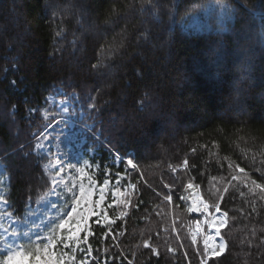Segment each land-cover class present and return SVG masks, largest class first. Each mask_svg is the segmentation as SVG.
<instances>
[{
    "label": "trees",
    "instance_id": "trees-1",
    "mask_svg": "<svg viewBox=\"0 0 264 264\" xmlns=\"http://www.w3.org/2000/svg\"><path fill=\"white\" fill-rule=\"evenodd\" d=\"M146 2L0 0L7 212L23 220L49 189L32 151L58 90L83 114L100 167L135 185L107 210L111 227L91 220L88 264H200L179 199L189 183L226 217L210 264H264V0ZM191 15L201 28H187Z\"/></svg>",
    "mask_w": 264,
    "mask_h": 264
},
{
    "label": "rangeland",
    "instance_id": "rangeland-1",
    "mask_svg": "<svg viewBox=\"0 0 264 264\" xmlns=\"http://www.w3.org/2000/svg\"><path fill=\"white\" fill-rule=\"evenodd\" d=\"M187 20V28L202 27L198 16L191 15ZM40 115L46 123V130L35 140L32 152L47 159L43 165V171L49 180V189L37 197L33 206L28 205V213L23 220H18L7 212L5 191L9 180L0 167V251H6L10 247L12 251L24 252L25 257L22 260L18 259V264H38L35 257L40 253H36L35 249L37 247L42 249V244L48 242L46 238L54 227L51 222L58 220L63 213L70 210L69 189L78 193L80 185H83L87 198L91 187L92 201L99 199L100 189H104L105 201L101 207L107 215V221L105 222L101 217L102 224L112 223L113 217L107 213V210L122 201L125 195L133 190L131 184H124L125 173H120L119 176L116 173L111 174L108 168H101L94 159L95 150L85 136L87 126L81 123L83 114L74 107V101L71 98L65 97L61 91H55L47 97L46 106L43 107ZM108 164L118 167L119 161L108 158ZM105 179L108 180L107 186L103 184ZM184 197L187 209L194 205L201 208L198 212L188 211L195 217L189 228V236L192 240L195 235L196 243L200 241L203 248L204 239L209 235L212 236V224L218 226L221 232L225 227L226 218L220 211L217 212L216 208L212 211L209 209L207 213L204 212L202 209L206 203L200 191L194 186L187 188ZM66 199L67 202H65ZM219 215L224 220L219 219ZM91 220L95 222V218L88 221V228H90ZM210 220L211 224L208 223ZM197 222H199V232H197ZM66 235V230H57L58 239ZM212 237L211 246L214 247L221 242L220 237L215 235ZM85 246L82 234L79 246L73 242L70 250L64 249L63 245H58L54 249L50 247L49 251L54 254V257L63 254L62 264H88ZM79 257L82 260H79ZM2 259L0 257V260ZM40 264H43V261H40Z\"/></svg>",
    "mask_w": 264,
    "mask_h": 264
},
{
    "label": "snow or ice",
    "instance_id": "snow-or-ice-1",
    "mask_svg": "<svg viewBox=\"0 0 264 264\" xmlns=\"http://www.w3.org/2000/svg\"><path fill=\"white\" fill-rule=\"evenodd\" d=\"M160 8V5L157 3V0H147L146 3L143 5V11L145 12H153L156 9ZM135 10V9H134ZM99 66L97 65L96 68ZM12 83V82H10ZM95 107V105H93ZM123 163V160L121 161ZM127 165L130 166L132 169H135L136 165L133 162L132 158H129L126 161ZM187 164V161L184 162ZM241 172L244 171V169H240ZM117 176L120 175L119 171L116 173ZM253 184H255V181H252ZM103 184L107 186L108 180L105 179L103 181ZM58 187V185H57ZM134 188L135 185H132ZM193 185L191 183L188 184V188H192ZM71 193L70 199H71V205L70 210L63 213L58 220H53L51 223L54 224V227L51 228V232L48 235L47 243L42 244V249L40 247H37L35 249L36 253H40L39 256L35 257L37 259L38 264H40V261H43V264H62V255H56L54 257V254L49 251V248H56L58 245H63V248L66 250L71 249V244L75 242L77 246H79V242L81 239V235L83 234V240L85 242H89V236L92 234V229L87 227L88 221L92 218H95L96 225L100 228H107L111 227L110 224L101 222V217L104 218V221H107V215L104 211V209L101 207V205L104 204L105 201V195H104V189H100V195L99 199L92 201L91 196L93 194L91 187L89 188V191L87 193V198L85 196V189L83 185H80L79 192L76 193L73 189L68 190ZM172 196L168 195L165 197L166 200L171 201ZM179 199L183 200L186 199L185 197L181 196ZM67 202V199L66 201ZM125 205H127V201H125ZM111 207V205H109ZM216 211L219 212L220 208L219 206H215ZM99 209V211H98ZM204 212L209 211V205L204 204L203 209ZM189 212L192 211H201L200 207H196L195 205L193 207L188 208ZM76 217H79V219H75ZM208 223H212V221H208ZM74 225V227L72 226ZM51 227V225H50ZM57 230H66L67 235L63 236L61 238H57ZM199 222H197V232H199ZM111 235V234H106ZM216 236L221 238V242L216 246H211L213 242V237L211 235L207 236L204 239V246L203 249L200 250L199 256L202 258L200 260V264H210L212 258L217 257L220 253L224 252L225 250V243L223 242V238L221 237L220 229H216ZM192 242L196 243V236L193 235ZM147 243L145 244V247H147ZM85 253H92L95 251V249L86 247ZM158 254V253H156ZM0 257L3 259L0 260V264H18V259L22 260L25 257V253L22 251H12V249L9 247L6 251H0ZM92 264H96L95 261L92 262Z\"/></svg>",
    "mask_w": 264,
    "mask_h": 264
},
{
    "label": "bare ground",
    "instance_id": "bare-ground-1",
    "mask_svg": "<svg viewBox=\"0 0 264 264\" xmlns=\"http://www.w3.org/2000/svg\"><path fill=\"white\" fill-rule=\"evenodd\" d=\"M219 219H223V217L221 215L218 216ZM224 220V219H223ZM219 228L218 226H215L212 224V227H211V233H212V236L215 235L216 236V229Z\"/></svg>",
    "mask_w": 264,
    "mask_h": 264
},
{
    "label": "water",
    "instance_id": "water-1",
    "mask_svg": "<svg viewBox=\"0 0 264 264\" xmlns=\"http://www.w3.org/2000/svg\"><path fill=\"white\" fill-rule=\"evenodd\" d=\"M225 225H226V222H225Z\"/></svg>",
    "mask_w": 264,
    "mask_h": 264
}]
</instances>
